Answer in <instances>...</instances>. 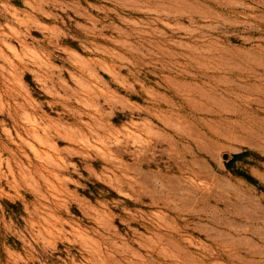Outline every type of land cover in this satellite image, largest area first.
Returning a JSON list of instances; mask_svg holds the SVG:
<instances>
[{"label":"rangeland","instance_id":"obj_1","mask_svg":"<svg viewBox=\"0 0 264 264\" xmlns=\"http://www.w3.org/2000/svg\"><path fill=\"white\" fill-rule=\"evenodd\" d=\"M0 264H264V0H0Z\"/></svg>","mask_w":264,"mask_h":264},{"label":"trees","instance_id":"obj_2","mask_svg":"<svg viewBox=\"0 0 264 264\" xmlns=\"http://www.w3.org/2000/svg\"><path fill=\"white\" fill-rule=\"evenodd\" d=\"M239 154L235 155L234 157H237Z\"/></svg>","mask_w":264,"mask_h":264}]
</instances>
